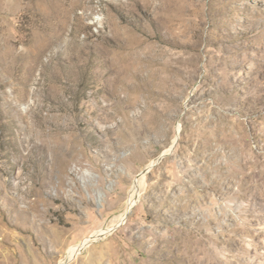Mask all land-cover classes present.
I'll return each instance as SVG.
<instances>
[{"label": "rangeland", "instance_id": "rangeland-1", "mask_svg": "<svg viewBox=\"0 0 264 264\" xmlns=\"http://www.w3.org/2000/svg\"><path fill=\"white\" fill-rule=\"evenodd\" d=\"M68 259L264 264V0H0V264Z\"/></svg>", "mask_w": 264, "mask_h": 264}, {"label": "water", "instance_id": "water-1", "mask_svg": "<svg viewBox=\"0 0 264 264\" xmlns=\"http://www.w3.org/2000/svg\"><path fill=\"white\" fill-rule=\"evenodd\" d=\"M178 138H179V134H178ZM176 144H177V142L174 143V145L172 146L170 152H172L174 150ZM167 155H168V152L162 153V155L157 159V161H155L150 167H148L144 172H142V174H146L147 172H149L155 165H157L158 163H160ZM131 210H132V208H129L128 211L125 213V220H126L127 216L129 215V213L131 212ZM125 220L124 221H121V223H119L118 225L114 226L110 232L116 230L119 226L122 225L123 222H125ZM101 237H102V235H99V236H93L92 235L89 239L96 240V239H100ZM92 241H89L88 244H87V246ZM72 259H68L64 264H69L70 261H72Z\"/></svg>", "mask_w": 264, "mask_h": 264}, {"label": "bare ground", "instance_id": "bare-ground-1", "mask_svg": "<svg viewBox=\"0 0 264 264\" xmlns=\"http://www.w3.org/2000/svg\"><path fill=\"white\" fill-rule=\"evenodd\" d=\"M151 166V165H150ZM149 166V167H150ZM144 177V176H143ZM140 178V177H139ZM138 178V180H137V182H136V185H135V187H134V190H133V193H132V195H131V197H130V200H129V206L131 207V206H133V204H134V202L136 201V194H137V192H138V190H139V188H140V185L141 184H139V182L141 181V179H139ZM99 235H103L101 232L100 233H98L96 236H99ZM93 240V239H92ZM87 245V243L85 244L84 243V245H79V246H77V247H74L71 251H70V257L71 258H74V257H76L81 251H82V249H84V247ZM68 256V255H67ZM62 264H64V263H62Z\"/></svg>", "mask_w": 264, "mask_h": 264}]
</instances>
